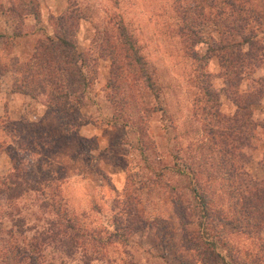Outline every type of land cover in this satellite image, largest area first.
Instances as JSON below:
<instances>
[{
    "label": "rangeland",
    "instance_id": "1",
    "mask_svg": "<svg viewBox=\"0 0 264 264\" xmlns=\"http://www.w3.org/2000/svg\"><path fill=\"white\" fill-rule=\"evenodd\" d=\"M234 1L232 10L221 0L214 6L202 0H0V83L11 98L25 100L22 113L17 102L8 103L5 117L0 103V264L8 242L25 247L33 231L65 215L98 236L99 245L77 246L66 256L62 239L56 240L42 246L39 263L83 264L97 256L92 264H206L205 254L227 264L231 252L233 260L257 256L264 264V225L246 233L207 224L210 210L232 214L225 182L233 181L226 180L225 166L221 171L207 129L215 126L214 110L226 116L236 111V88L228 81L237 78L224 75L235 64L222 68L218 51H208L227 39L226 25L234 19L247 23L243 34L256 41L242 47L250 54L243 56L239 93L264 85V0ZM11 7L27 9L22 15L32 12L18 21ZM200 7L205 17L198 16ZM219 9L221 20L215 17ZM70 10L82 17L75 41L89 84L83 107L53 109L45 94L15 89V79L38 43L56 39V19ZM232 32L233 41H242ZM131 46L150 80L136 76ZM253 53L260 60H252ZM151 83L153 90L143 86ZM204 88H211L217 104L208 102ZM252 109L254 120L263 121L264 94ZM256 134L245 149L249 161L236 158L235 164L257 181L264 176V130ZM40 140L47 148L30 147L29 141ZM210 175L215 179L208 181ZM59 226L66 238L73 233L65 221Z\"/></svg>",
    "mask_w": 264,
    "mask_h": 264
},
{
    "label": "trees",
    "instance_id": "2",
    "mask_svg": "<svg viewBox=\"0 0 264 264\" xmlns=\"http://www.w3.org/2000/svg\"><path fill=\"white\" fill-rule=\"evenodd\" d=\"M217 1L218 0H202V2L207 5H210L211 2L213 6L218 3ZM220 3V6L224 4L230 6V9L232 10L237 8V4L234 0H221ZM200 8L201 11L198 16H204L202 15L203 8ZM11 9L16 15L18 21L21 19V17V20H24L23 17L32 12L31 9V11H29L27 14L22 15L21 10L26 11L27 9H20L19 7H11ZM223 13L224 10L219 9L215 17L221 20L224 18ZM80 18L82 17H78L73 12V10L65 12L64 14L57 17L56 26L58 28V32L56 31V39L54 40L51 37H46L44 41H41L34 47L32 56L26 64V69L22 68V70L19 72L21 77L19 75L15 79V83H17L15 89L26 94H35V90L40 92V95L45 94L47 97L48 107H52L53 109L68 107L72 104L77 105L78 108L84 106V103L82 102L84 98H86L85 93L88 88L89 79L82 68L83 65L86 64L84 54L78 51L75 41L76 23ZM243 20L245 19L243 18ZM241 22L236 23L234 19L233 23L235 25L232 24L231 27L229 24L226 25V33H228L226 35L227 39H224L223 41L220 40L215 49H212L211 45L208 46V51H218L219 63L222 68H226L229 63L231 64L234 62L235 65L232 66L231 64L232 70L229 72L228 68L230 66H228V68L225 69L224 75L228 76V74H233L237 79L231 82L230 78V81H228L230 82V86L236 88V91L234 92L235 94L232 96V101L236 105V111L234 114H232V116H226L222 115L219 112V109L214 110L211 112V116H213L212 121L215 126L213 128L207 129L210 148H216V153L220 154L221 162H219V165L221 167V171L223 170L222 165L223 167L225 166L223 171L226 180L233 181L227 184L225 182V187L230 188L232 191L230 193L232 202L229 205L232 214L228 215L223 212L222 209L210 210L209 220H211V222L207 224L213 228H219V226L221 228H228V230L232 232L240 231L252 233L253 229L260 230L264 225V176L261 180L256 181L252 179V177H250L248 172L244 169V165L239 164L237 166L235 164V159L239 158L241 160L242 158H246V162H248L249 157L246 156L245 149L252 147L251 142L257 136V128L264 130V120H254L252 109V107L257 104L258 99L263 96L264 85L253 87L244 95L239 93V86L242 82L241 66L244 65L243 56H248L250 54L244 52L242 47L247 45L248 48H250V46L256 44V41L250 40L249 35L246 36L243 34V32H245L244 28L247 23ZM231 28H233L232 30L236 32V34L243 38L242 41L236 42L231 39L230 36L233 35ZM126 39L127 38L125 36L123 43L130 46L131 42L126 41ZM200 42H202V40L196 41V44H199ZM130 48L133 50V66L135 68L137 67V71H135L138 75L136 76L142 80L144 78L150 80L144 68L145 63L143 58L135 52L136 50L133 48V46ZM236 48L239 51H235ZM249 50L250 49H248V52ZM258 50L262 51L263 47L259 46ZM194 53L195 57H199L198 53ZM256 56L257 55L253 53L251 54L250 58H252V60H260ZM203 57L204 56L201 58ZM60 62H63L62 65ZM236 66H238L239 69ZM31 84L34 85L33 88L31 87ZM143 86L147 89L153 90L152 83L150 85L144 84ZM204 91H206L205 96L208 98V102L210 101L213 105L217 104L218 100L215 99V95L213 94L211 88H204ZM36 95L37 94H35L34 97H36ZM29 142L31 144L30 147L39 146L40 148H47V143H41L42 140L37 141L38 143L35 141L33 144L31 141ZM15 143L18 146L23 144L20 140L16 141ZM11 148L12 147L6 149L8 155H11ZM23 148L33 151L31 148H27L26 145H24ZM261 163L264 170V153ZM206 172L212 173L210 170H207ZM197 174L198 170H194L192 177H198ZM15 177H17V175H13L11 177L12 181L8 179L9 182L13 183ZM207 178L208 181L215 179V177H211V175ZM15 185L17 186L19 184H14L13 186ZM199 186L201 185L195 183L193 191L196 198L201 200V198L203 199V195L201 193V189H199ZM33 188L36 189V192H39L38 188ZM63 221H65L66 225H68V230L73 232L69 233L67 238V230H62L59 226L63 223ZM16 228L17 230H20L19 225H16ZM33 232L34 233L32 237L27 239L28 243L25 247L17 246V244L10 246L8 244L9 242L7 243L3 250V264H18V262H21L22 264H43L38 262V257L41 256L43 251L42 246L53 244V242L60 239H62L65 245L64 253L66 256L72 255L75 247L77 246L85 249L87 243L92 244V246L99 245L98 236H96L94 233H85V230L82 229L81 225L77 224L76 219H71L67 215L60 217L58 222L51 220L45 228L40 231L35 230ZM61 233L65 234V237H61ZM215 249L216 243H212L213 253H215ZM263 249V247L260 248V250ZM21 250L24 252H21ZM229 253L230 263L227 264H260L258 263L259 257L257 256L254 258H249L250 262H248L246 258V260L242 262L239 260H233V257H231V252ZM216 256L218 258H222L220 253H217ZM84 257L86 258L87 256H83L82 259ZM97 259L98 257L94 256L91 259L86 258V260H82V262L83 264H92V262ZM201 259L206 264H226L224 262V257L222 258V263H218L216 260H210L205 254L201 256Z\"/></svg>",
    "mask_w": 264,
    "mask_h": 264
},
{
    "label": "crops",
    "instance_id": "3",
    "mask_svg": "<svg viewBox=\"0 0 264 264\" xmlns=\"http://www.w3.org/2000/svg\"><path fill=\"white\" fill-rule=\"evenodd\" d=\"M2 77L5 78V75L1 76V78ZM5 90H6L5 82H3L2 84L0 83V103L2 104V107H3V113H2L3 116L2 117H5L8 114L6 107L8 108V103L11 104V102H17L18 107L20 105V107H19L21 109L20 113L24 112V110H25L24 101L25 100L22 97H20L23 95H18L16 93H14L16 95L12 96V98H11L10 97L11 93L9 91H5ZM1 96H3V98ZM21 105H22V107H21ZM6 169H7V163H6Z\"/></svg>",
    "mask_w": 264,
    "mask_h": 264
}]
</instances>
